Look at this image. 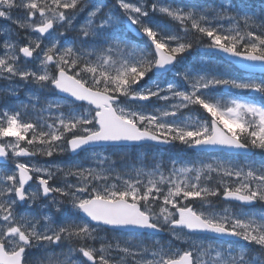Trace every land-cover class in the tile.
Masks as SVG:
<instances>
[{"label":"snow or ice","instance_id":"6c2138e0","mask_svg":"<svg viewBox=\"0 0 264 264\" xmlns=\"http://www.w3.org/2000/svg\"><path fill=\"white\" fill-rule=\"evenodd\" d=\"M248 7L0 0V264H264V208H245L264 161L238 162L264 154V0ZM176 145L229 158L149 152Z\"/></svg>","mask_w":264,"mask_h":264},{"label":"rangeland","instance_id":"374dc122","mask_svg":"<svg viewBox=\"0 0 264 264\" xmlns=\"http://www.w3.org/2000/svg\"><path fill=\"white\" fill-rule=\"evenodd\" d=\"M108 1H110V3L111 4H115V2H114V0H108ZM171 1H173V0H160V2H162V3H170V4H172L173 6H177V5H180V4H185L186 5V3H183V2H181V1H177V2H179V3H173V2H171ZM212 2H213V0H211ZM130 2H136V0H130ZM211 2V3H212ZM248 2V1H247ZM201 3H206V2H201ZM215 3H219V0H215ZM240 3V1L239 2H237V4H239ZM248 4H249V7H248V9H245L246 11H251V10H253V3L252 2H248ZM255 4L256 5H254V6H256V8H258V9H256V11H259V8H260V0H256L255 1ZM240 7L241 8H243V5H240ZM161 16H157L156 18H157V20H159V21H161V22H163V23H172L171 21H168L167 20V18H165V17H161V18H165V20H161V19H158V18H160ZM8 22L7 21H0V25H4V24H7ZM225 23H227V22H225ZM174 27H178V26H176V25H173ZM14 27V26H13ZM191 53H194L193 54V57H192V59L189 61V63H193V65H195L200 59H201V55L202 54H199V52L197 51V49H193L192 50V52ZM190 53V54H191ZM204 59L205 60H208L209 59V57H204ZM212 64L218 69V70H220V71H222L223 70V65H224V63L221 61V60H219V59H213L212 60ZM257 77H259V76H257ZM4 83L5 82H0V87H3L4 86ZM244 95H248V96H257V97H259V95L258 94H252V93H244ZM20 99H24V96L23 95H21V97H20ZM182 149L183 150H187V149H185V148H183L182 147ZM150 152V154H155L158 158H162V154H160V153H158L157 151H149ZM66 155H69V154H64V155H56V156H54V158H52V160L53 161H55V162H57V163H65V162H62V160L65 158V156ZM59 156V157H58ZM62 156H63V158H62ZM197 155H195V157H194V159L195 160H201V159H203V160H207V161H214V160H217V159H220V160H225V158L224 157H221V156H211V155H207V156H200V157H198ZM172 158H176V157H167V160L166 161H164L165 162V167H167V162L170 160V159H172ZM35 159L36 160H39V161H41L40 160V157L38 156V157H35ZM193 159V160H194ZM245 160H252V159H244V160H242V159H238V162H244ZM252 161H255V162H257L255 159L254 160H252ZM261 161H264V159L262 158L261 159ZM261 161H258V162H261ZM41 162H43V161H41ZM69 163H83V164H85V166H87L88 164H89V161L86 159V154L84 153V154H82V156L81 157H79V158H77V159H74V160H72V159H69V161H68ZM65 164H67V163H65ZM196 203V206L197 207H199V203L198 202H195ZM220 204H222V206H217L218 208H220V207H223V203H220ZM65 207L67 208L68 207V205H67V202H65ZM167 239H169V238H167ZM166 239V240H167ZM243 243V242H242Z\"/></svg>","mask_w":264,"mask_h":264},{"label":"trees","instance_id":"16d2710c","mask_svg":"<svg viewBox=\"0 0 264 264\" xmlns=\"http://www.w3.org/2000/svg\"><path fill=\"white\" fill-rule=\"evenodd\" d=\"M255 10H256V7L254 6ZM258 12V11H257ZM157 19V18H156ZM158 19H161V20H165V18H158ZM200 47V45H196L194 46L193 49H196ZM183 146L181 145H176L174 148H168L166 150H163L161 153H162V159L164 161L167 160V157H178V158H183L185 160H193L194 159V156L192 155V153L187 149V150H183L182 149ZM256 152H259L258 150ZM215 201H216V204L217 203H221L220 201V198H214Z\"/></svg>","mask_w":264,"mask_h":264},{"label":"water","instance_id":"95a60500","mask_svg":"<svg viewBox=\"0 0 264 264\" xmlns=\"http://www.w3.org/2000/svg\"><path fill=\"white\" fill-rule=\"evenodd\" d=\"M257 73H259V72H257ZM219 150H221V149H215V150H212V151H219ZM195 151H199V150H195ZM211 151V152H212ZM225 152H226V150H224ZM73 155V154H72ZM249 155H251V154H249ZM234 203H236V202H234ZM251 206H253V205H251ZM249 207V206H248ZM228 239H231V238H228Z\"/></svg>","mask_w":264,"mask_h":264}]
</instances>
